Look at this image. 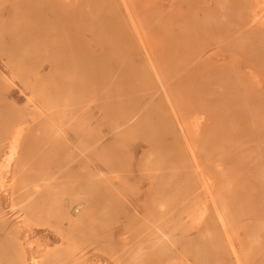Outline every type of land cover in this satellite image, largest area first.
Segmentation results:
<instances>
[{
	"label": "rangeland",
	"instance_id": "1",
	"mask_svg": "<svg viewBox=\"0 0 264 264\" xmlns=\"http://www.w3.org/2000/svg\"><path fill=\"white\" fill-rule=\"evenodd\" d=\"M25 1L51 0H0V103L20 106L25 114L17 123L33 130L21 137L22 148L11 158V170L3 174L0 169L7 181L6 197L0 190V246L9 249L0 264H264V89L242 94L244 109L237 111L206 106L202 100L213 99L215 88L207 73V55L217 49H207L210 0H52L68 13L49 12L46 19H61L70 30L62 34L57 24L34 37L41 23L31 21L35 14L20 5ZM75 34L91 54L102 57L101 71L98 64L77 58L62 62L69 49L55 55V48ZM126 50L131 58L124 55ZM181 54H201L198 62L204 66L206 87L200 73L177 86L176 77L184 71L176 64ZM21 59L30 60V65H20ZM225 60L228 75L235 76L238 57L227 53ZM114 64L127 67L126 75L122 69L112 73ZM39 67L49 76L39 77ZM246 69L242 64L241 70ZM100 80L105 83L101 89ZM112 80L127 86L123 90L128 94L117 92V86L113 92L108 83ZM140 96L147 99L135 111L129 106L102 108L107 100ZM140 111L150 114L153 125L145 119L130 123L131 115ZM163 119L173 120L179 134L165 135L159 129L169 142L159 148L153 129ZM99 140L114 144L115 153L108 151L112 148L95 153ZM30 169L55 172L37 182L43 191L60 195L53 205L73 200L77 209H96L101 237L92 238L86 228L72 255L55 251L48 262L42 261L44 252L29 255L27 246L35 233V238L48 237L46 232L55 237L52 242L46 239L51 250L59 243V224L34 217L28 199L12 206L13 183L27 181L16 194L36 192L37 171L29 174ZM96 197L102 203H96ZM155 209L157 219L148 213ZM178 222L187 230L173 229ZM156 225L164 228L162 241L169 249L165 255L160 242L155 251L136 240L132 246L121 240L123 234L139 236L140 230L150 234ZM188 237L194 244L185 247ZM87 252L99 258L83 263ZM59 258L67 262H56Z\"/></svg>",
	"mask_w": 264,
	"mask_h": 264
},
{
	"label": "bare ground",
	"instance_id": "2",
	"mask_svg": "<svg viewBox=\"0 0 264 264\" xmlns=\"http://www.w3.org/2000/svg\"><path fill=\"white\" fill-rule=\"evenodd\" d=\"M210 10L207 11V49L209 47H217L215 51H213L211 54L207 55V73L211 75L208 79L209 83H213L212 85H215L214 90L211 91L212 94H214L213 99H207V97L202 98L208 104H217L222 109L224 107H228L229 110L237 111L240 109H244L241 106L242 98L240 97L242 94L248 93V92H255V91H261L264 89V0H210ZM22 8L29 9L30 14H35L33 18H31V21H38L41 23V27L39 28L38 32H36L34 36H41L47 33L46 31H49L51 29V26L59 24V26H56V28L60 31H62L64 34L65 32H68L70 28H68L64 23H62V20L59 19L58 21L50 19L47 20L46 17L49 12H55L59 10V14L65 16L68 12L67 10L62 7L59 4H56L54 1H47L46 3H40V2H22L20 4ZM74 15H76V12H72ZM72 14V15H73ZM114 17V16H113ZM116 20V18H113ZM114 30H116V24H114ZM112 30V31H114ZM62 36V35H61ZM30 36H26L25 38H29ZM87 43L79 39V36L75 34L70 38V41L63 44L62 46H57L55 48V55L59 53L60 50H66L69 49L68 52L64 54V57L61 59L62 62H68L72 61L75 58H77L79 61L86 62V63H92V64H98L97 68L100 71L103 69V67L99 64V61H103L101 56L97 54H91L89 50L86 48ZM187 49V44H186ZM191 50V47H188V52ZM120 51L119 48H114L113 52ZM208 51V50H207ZM112 52V51H111ZM121 52V51H120ZM187 52V54H188ZM131 51L126 50L124 55L130 57ZM227 53L230 54L231 58L238 57L237 63H238V71H236V75L232 77V74H229L230 77L228 79V72H231L229 70V63L225 60L227 57ZM186 55H179L178 59L176 60V64H182L184 71L179 73V75L176 77L175 83L177 86H182V80L189 78L194 73H200L201 79L200 83L203 82V87L207 86V78L204 80V74L201 73L203 70V65L199 64V58L201 57V54H192L190 58ZM220 55V58H217ZM184 56V57H183ZM131 58V57H130ZM212 59H215L214 61H211ZM222 60L221 62H218V60ZM130 60V59H129ZM30 60L27 59H21L19 60V64L22 66H28L30 65ZM134 61H131V64H133ZM130 64L129 68L132 67ZM246 66V70H241V65ZM203 66V67H202ZM45 68V67H44ZM43 67H39V70L36 71V74L39 77H47L49 74L47 73L46 69ZM133 68V67H132ZM123 70V76L126 75V72H128V68H122ZM121 69L118 67V65H113L111 68V72H116L115 70H119L121 72ZM241 70V71H240ZM262 70V75H259L258 71ZM10 73L13 72V68L10 67ZM49 71V70H48ZM242 72V73H238ZM242 74L245 75V79H243ZM206 77V76H205ZM91 79L94 78V76H90ZM99 85V89L102 88L105 83H102L101 80L97 81ZM110 84V87H112L116 92V86L117 92L120 94H128L126 89L127 86H121L114 80L108 82ZM75 84H72L74 87ZM217 85V86H216ZM2 84L0 86V90H2ZM199 86L197 89L201 90ZM122 89V90H120ZM212 89V86H211ZM264 92V90H263ZM196 94V93H195ZM194 94V96H195ZM207 94V90L205 92ZM207 96V95H205ZM244 96V95H243ZM4 96L0 97V100H2ZM245 98V97H244ZM147 97H122L120 99H115L113 101L107 100L104 102L103 109H111V110H122L125 108V106H129L130 109L135 111L137 109V106L140 105L144 100H146ZM148 102V101H146ZM236 106H231V104H235ZM238 104V105H237ZM21 107L15 104H9V103H0V169L2 170L3 174H5L6 171L11 170L12 164H11V158L21 150V137L25 135H30L32 133V129L30 128V125H20L18 124V120L22 116H24V112L21 111ZM7 111H10V113H7ZM14 113V114H13ZM145 112L140 113H133L131 115V124L137 123L142 120H147V125H150L152 121L151 118H149L150 114H143ZM13 114V115H11ZM152 115V114H151ZM148 117V118H146ZM194 117V116H193ZM203 117V116H202ZM195 119V117H194ZM199 122V121H198ZM179 123V122H178ZM180 126L181 123H179ZM178 124V125H179ZM153 125V122H152ZM177 125L173 120L165 121L162 120V123L158 124V127L156 126V129H153V132H155V146L162 148L169 144L167 142L166 136L165 139H162L161 133H159V129L165 130V135L168 132L174 134L176 137L177 133L176 127ZM192 126V125H191ZM196 128V127H195ZM180 130L182 133L184 130L182 127H180ZM152 130L150 131V138H152L154 135ZM198 134V132H197ZM158 136V137H156ZM160 137V138H159ZM108 138V137H107ZM113 145V146H112ZM94 148L95 153L100 151H106L107 149H110V153L114 152V144H107L103 143L99 140L98 144L96 143ZM101 149V150H100ZM138 150V149H137ZM9 151V153H8ZM93 151V152H94ZM9 154V155H8ZM6 157H5V156ZM14 169L16 166L13 167ZM0 170V171H1ZM33 171H28L29 174H35L37 175L35 179V189L36 192L32 193H20L18 192L16 194V191H19L21 189V186H26L27 181H22V183L19 185L16 183H13L11 186V203L14 207L16 205V202L21 203L28 199V206L30 208L33 206L34 211H32V215L34 217L38 218L39 220H42L43 222H47L49 224H59L57 226L58 228V234L62 239L63 245L66 250V254H71L73 251L79 250V246L82 243V238H79L81 233L84 235V232L87 231L89 234H92V238L101 237L100 231L102 230L101 223L98 222L97 217V210L92 209L91 211H87L88 209L81 207L75 208L74 201L71 200L70 202H66V206L63 205H53L52 203L58 202L60 195H53V192L51 190H42L40 186L38 185V181L41 179H46V176H53L55 172H43L40 173L39 170L30 169ZM0 176V190H1V196H5L4 190L7 191V181L5 180V175ZM28 174V175H29ZM1 175V173H0ZM45 176V177H44ZM82 187H85L82 185ZM48 191L49 193H47ZM66 195V192L64 193ZM64 196V195H63ZM6 197V196H5ZM98 197V196H97ZM96 197L95 202L100 204L102 203V199H98ZM111 198V195H108V199ZM66 198L63 197V200ZM86 199V198H85ZM82 198V201L85 200ZM126 200V199H125ZM104 202V200H103ZM156 209L148 211L149 214H151L152 217L157 219L158 216H156ZM159 213V211H157ZM88 220L85 221L84 217H87ZM201 215V214H200ZM203 216V213H202ZM36 221V222H39ZM69 220V221H67ZM159 221V220H158ZM85 223V225H84ZM84 225V226H83ZM167 229H169L168 226L165 225ZM182 227V228H181ZM173 229H184L187 230L186 227L182 226L180 222L178 224H175L172 226ZM164 230L163 226H160L157 228V225L155 229L151 231L150 234H143L144 230L142 231L139 236H136L134 233L133 235L124 236L121 235V240L126 243L131 242L132 245H136V241H138L139 244H146L150 245L151 249L157 250L158 243H161L160 252L161 255H165L169 251L168 248H165L162 241V236L160 230ZM13 230V229H12ZM98 230V231H97ZM94 231L95 232L94 234ZM86 233V232H85ZM118 234V233H117ZM188 237L186 239L187 243H184L185 247L186 245H189L190 242L194 244V240L191 241ZM106 241V239H105ZM81 242V243H79ZM106 243V242H105ZM109 243V242H108ZM137 243V244H138ZM159 243V244H160ZM1 245V244H0ZM8 247H2L0 246V261L2 259V255L9 249ZM128 246L126 247V249ZM68 251V252H67ZM159 251V250H158ZM58 252V251H57ZM56 252L53 254L55 255ZM59 253V252H58ZM50 256L48 255V259L50 260ZM59 256V254L57 255ZM84 260V258L82 259ZM116 260V258H114ZM121 260V259H120ZM58 261H63L62 258H59ZM63 262H67L63 261ZM62 262V263H63ZM88 262L87 258L83 261V263Z\"/></svg>",
	"mask_w": 264,
	"mask_h": 264
},
{
	"label": "crops",
	"instance_id": "3",
	"mask_svg": "<svg viewBox=\"0 0 264 264\" xmlns=\"http://www.w3.org/2000/svg\"><path fill=\"white\" fill-rule=\"evenodd\" d=\"M66 201V200H65ZM70 202V201H69ZM68 203V202H67ZM66 203V204H67ZM66 204H62L61 206L63 207V205H65L66 206ZM38 232V231H37ZM55 232V231H54ZM35 235H36V233L33 235V237H31L32 239H33V244L31 245V243H29L28 244V249H27V251H28V254L29 255H32V254H34V255H38V254H42L43 252V254H44V256H43V260L42 261H46V262H48V255H50V254H52V253H54L55 251H58V252H62L63 254H66L65 252H66V250H65V247H64V245H63V242H62V239H61V237L59 236V234L57 233V237L59 238V243H58V245H56V247L54 248V249H52L51 250V248H47V245H46V239H50V241L52 240V238H55V237H51L50 236V234H49V232H46L45 233V235H48V237L47 236H45V237H41V235H39V236H37L36 238H35ZM55 235H56V232H55ZM43 240V241H42ZM47 242H49L48 240H47ZM52 242V241H51ZM89 252H90V250H89ZM89 252H87V254L89 253ZM96 253H93L92 252V257L95 255ZM99 255L97 254V255H95L94 256V258H91L90 256H89V254H88V257H87V261L89 262V261H92L93 259H95L96 257H98ZM99 258V257H98Z\"/></svg>",
	"mask_w": 264,
	"mask_h": 264
}]
</instances>
